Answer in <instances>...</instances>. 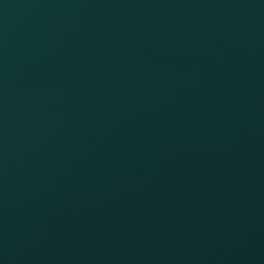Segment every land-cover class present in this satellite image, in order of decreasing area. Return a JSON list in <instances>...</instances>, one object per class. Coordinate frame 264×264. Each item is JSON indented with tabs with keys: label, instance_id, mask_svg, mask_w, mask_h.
<instances>
[{
	"label": "water",
	"instance_id": "water-1",
	"mask_svg": "<svg viewBox=\"0 0 264 264\" xmlns=\"http://www.w3.org/2000/svg\"><path fill=\"white\" fill-rule=\"evenodd\" d=\"M0 264H264V0H0Z\"/></svg>",
	"mask_w": 264,
	"mask_h": 264
}]
</instances>
